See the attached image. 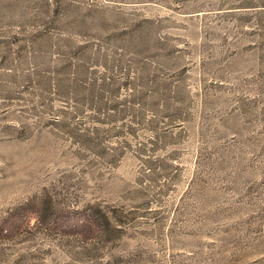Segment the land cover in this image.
Segmentation results:
<instances>
[{"label":"rangeland","instance_id":"1","mask_svg":"<svg viewBox=\"0 0 264 264\" xmlns=\"http://www.w3.org/2000/svg\"><path fill=\"white\" fill-rule=\"evenodd\" d=\"M0 264H264V0H0Z\"/></svg>","mask_w":264,"mask_h":264}]
</instances>
